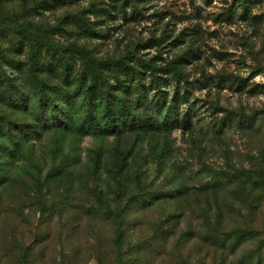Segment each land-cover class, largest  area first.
I'll return each mask as SVG.
<instances>
[{
	"label": "rangeland",
	"instance_id": "obj_1",
	"mask_svg": "<svg viewBox=\"0 0 264 264\" xmlns=\"http://www.w3.org/2000/svg\"><path fill=\"white\" fill-rule=\"evenodd\" d=\"M23 257L264 264V0H0V264Z\"/></svg>",
	"mask_w": 264,
	"mask_h": 264
},
{
	"label": "trees",
	"instance_id": "obj_2",
	"mask_svg": "<svg viewBox=\"0 0 264 264\" xmlns=\"http://www.w3.org/2000/svg\"><path fill=\"white\" fill-rule=\"evenodd\" d=\"M22 32L24 34H26V36L28 37V39H29V41L31 43L32 49L35 52V50L37 49L38 45L41 42L39 36L35 32H33L31 29L23 28ZM42 44H44V43H42ZM90 66H91L92 70L94 71V73H96L97 72V68H96L95 63L90 61ZM58 98H60V96H58L57 98H51V97H49V94H44L42 96V98L40 99V102L46 105L45 110H47L49 105H51V103H55V101L58 100ZM66 98L71 100L70 97H66ZM55 107L56 106H54L52 109H54ZM106 109L108 111V115L110 117V120H112L114 122L115 121V119H114L115 113L113 111V106L110 103H108V105L106 106ZM56 110H57V108L54 109L53 113H56ZM59 110H62V108H58L57 111H59ZM87 115H88V117H90L91 121H94V116H93V112H92L91 109H89L87 111ZM139 121L140 120H137L136 122L139 124L140 123ZM121 226H124V223H121ZM123 237H124V233H123V231L120 230L119 239H118L119 241L118 242H120ZM26 261H27V257H23L21 263L22 264H26ZM256 264H261V262H258Z\"/></svg>",
	"mask_w": 264,
	"mask_h": 264
}]
</instances>
